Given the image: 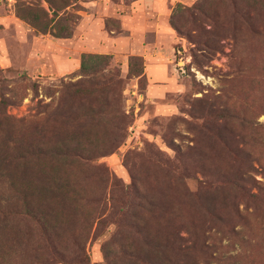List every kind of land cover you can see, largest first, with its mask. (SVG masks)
<instances>
[{
	"label": "rangeland",
	"instance_id": "374dc122",
	"mask_svg": "<svg viewBox=\"0 0 264 264\" xmlns=\"http://www.w3.org/2000/svg\"><path fill=\"white\" fill-rule=\"evenodd\" d=\"M164 243L264 264V0H0V264Z\"/></svg>",
	"mask_w": 264,
	"mask_h": 264
},
{
	"label": "trees",
	"instance_id": "16d2710c",
	"mask_svg": "<svg viewBox=\"0 0 264 264\" xmlns=\"http://www.w3.org/2000/svg\"><path fill=\"white\" fill-rule=\"evenodd\" d=\"M102 59V61H104L106 58H100ZM133 59L135 60H139L140 61V67L141 69H139V76L143 77V65H142V61L140 58L138 57H133ZM99 60V59H98ZM101 62V61H100ZM102 70H104V68H102V66H97V65H93L92 67H90L89 69H85L83 66L81 67V71H84L86 74H84L81 78L82 82H89L91 85H93L96 88L102 87V88H106V89H115L121 82L119 75H116V69L113 67V69L109 70V75L108 74H102ZM115 70V71H114ZM107 78V79H106ZM77 85V83L75 84ZM107 85V86H105ZM28 147L33 150L30 154L32 156V158L39 160V161H43L44 158L46 157H52L54 156H61L62 154L56 150H49L47 148V145L44 143V136H41V133H38V136L35 140H32L30 143H28ZM33 159V160H34ZM225 219L224 217H219L218 220L223 221ZM232 233H236L234 230H231ZM170 245L168 243H164L162 245L159 246V250H156L157 247H151L149 251H147L144 254V262L148 261L149 264H156V262H152V261H157L159 264H188L191 261V264H199L200 262H197L192 259L191 253L189 252L190 247L189 246H185V245H179V246H175L173 247V249H171V256H163L165 255V252H167L168 247ZM209 246H205V247H201L203 249V251L207 248L208 249ZM215 249L214 246L209 247V249ZM155 252L156 255V259L152 258V254ZM208 253V251H207ZM206 253V254H207ZM214 253H216L214 251ZM209 256L211 257V254L209 253ZM208 257V254L207 256ZM231 257H229L228 259H230ZM212 260H216L218 261L219 264H222L226 261V258L223 256H217V253L215 255L214 258H211ZM206 262V261H205ZM204 262V263H205ZM208 264V263H206Z\"/></svg>",
	"mask_w": 264,
	"mask_h": 264
}]
</instances>
